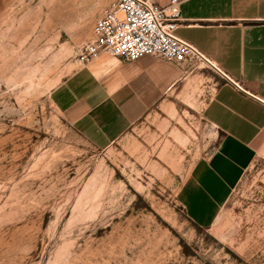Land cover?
Returning a JSON list of instances; mask_svg holds the SVG:
<instances>
[{
    "label": "rangeland",
    "instance_id": "rangeland-1",
    "mask_svg": "<svg viewBox=\"0 0 264 264\" xmlns=\"http://www.w3.org/2000/svg\"><path fill=\"white\" fill-rule=\"evenodd\" d=\"M105 1L0 0V264H264V154L210 226L178 202L218 139L201 103L98 147L52 101Z\"/></svg>",
    "mask_w": 264,
    "mask_h": 264
},
{
    "label": "crops",
    "instance_id": "crops-1",
    "mask_svg": "<svg viewBox=\"0 0 264 264\" xmlns=\"http://www.w3.org/2000/svg\"><path fill=\"white\" fill-rule=\"evenodd\" d=\"M113 1L91 11L94 24ZM169 1L155 0L161 6ZM180 7L177 34L224 73L206 62L153 54L127 60L102 51L77 62L51 89V99L98 147L112 144L149 110L201 103L200 113L218 139L193 162L177 197L189 219L208 227L249 165L264 154V0H182ZM205 90L211 93L202 97Z\"/></svg>",
    "mask_w": 264,
    "mask_h": 264
},
{
    "label": "built area",
    "instance_id": "built-area-1",
    "mask_svg": "<svg viewBox=\"0 0 264 264\" xmlns=\"http://www.w3.org/2000/svg\"><path fill=\"white\" fill-rule=\"evenodd\" d=\"M181 1L170 0L165 6L155 0L113 1L96 20L93 37L80 47V61L88 62L102 51L127 60L153 54L175 62H206L221 71L199 48L177 34Z\"/></svg>",
    "mask_w": 264,
    "mask_h": 264
}]
</instances>
